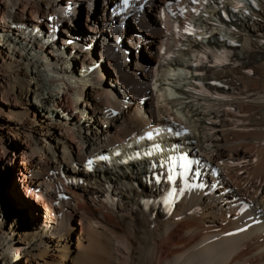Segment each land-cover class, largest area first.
I'll list each match as a JSON object with an SVG mask.
<instances>
[{"label":"bare ground","instance_id":"bare-ground-1","mask_svg":"<svg viewBox=\"0 0 264 264\" xmlns=\"http://www.w3.org/2000/svg\"><path fill=\"white\" fill-rule=\"evenodd\" d=\"M117 8L0 0V174L15 166L9 194L30 210L22 230L0 197V264L22 247L19 264H264V4ZM178 153L209 188L166 217L154 174Z\"/></svg>","mask_w":264,"mask_h":264},{"label":"rangeland","instance_id":"rangeland-1","mask_svg":"<svg viewBox=\"0 0 264 264\" xmlns=\"http://www.w3.org/2000/svg\"><path fill=\"white\" fill-rule=\"evenodd\" d=\"M63 4H64V0H63ZM86 11L87 10L85 7L84 12H86ZM84 12H82V15L84 14ZM80 19H81V17L79 18V20ZM73 30L76 32H78V31L81 32L82 29L81 28H75V29L73 28ZM59 40H60V38H59ZM73 40H76V41H73ZM74 42L78 43V40L72 38L71 41H69V45L72 46V44H76ZM14 168H15L14 165L7 166V168L5 170H3L0 174V197L3 201V203L9 208L8 209L5 207V209H4L5 213H8V211L10 210L12 212V216L17 217L19 219L20 223L22 224V226H20L21 229L24 227L22 230H26L25 225L26 226L28 225V220H29L28 216L30 214V210L16 206L11 195L9 194V190H8L9 186H14V184H15V181L13 180V176L15 177V175L11 172ZM11 200H12V202H11ZM3 219H4V214H3V211L1 210L0 211V227H1L0 229H5V226H8L7 224H5ZM6 233H8L7 230H6ZM24 250L25 249L23 247L21 249L16 248V251H18V252H21ZM17 253L11 252L12 256L17 261L15 264H19ZM22 264H25V263L22 261Z\"/></svg>","mask_w":264,"mask_h":264},{"label":"snow or ice","instance_id":"snow-or-ice-1","mask_svg":"<svg viewBox=\"0 0 264 264\" xmlns=\"http://www.w3.org/2000/svg\"><path fill=\"white\" fill-rule=\"evenodd\" d=\"M193 2L195 3L196 0H193ZM129 6H130V0H123V7H122L121 11H126ZM147 135H148L149 139L152 138V133H148ZM147 154L151 155V152H149ZM100 159H107V157H100ZM178 160H179V165L177 164ZM88 163H89V166H91L92 161H89ZM193 163H195L197 166H199V164H200V162L198 160L197 161L190 160L187 158V156H181L178 158L177 157L171 158V162H170V165L168 167L167 179L169 181H171L173 184H175L176 177H177V175H179L181 178H183L184 183L188 188H191V187L203 188L204 187L203 183H201L199 185L188 184V175L190 172H192V164ZM161 166L162 167L164 166L163 162L161 163ZM177 166H179V168L181 169V171L179 173L176 172ZM152 167H155V165H152ZM192 175H193V178L199 177V175H200L199 169L197 168V170L194 173H192ZM156 182L160 183V177L159 176L156 177ZM178 195H182V192L178 194L176 188L173 187L171 189V192L169 193V196H168V203L172 204L173 198L177 197Z\"/></svg>","mask_w":264,"mask_h":264},{"label":"water","instance_id":"water-1","mask_svg":"<svg viewBox=\"0 0 264 264\" xmlns=\"http://www.w3.org/2000/svg\"><path fill=\"white\" fill-rule=\"evenodd\" d=\"M76 25L78 26V21L76 22ZM140 64L144 69H148L153 66L146 58L141 59Z\"/></svg>","mask_w":264,"mask_h":264}]
</instances>
